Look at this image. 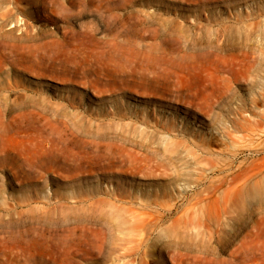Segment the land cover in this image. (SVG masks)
<instances>
[{"label":"rangeland","instance_id":"obj_1","mask_svg":"<svg viewBox=\"0 0 264 264\" xmlns=\"http://www.w3.org/2000/svg\"><path fill=\"white\" fill-rule=\"evenodd\" d=\"M34 2L0 4V264H264V181L227 196L264 0Z\"/></svg>","mask_w":264,"mask_h":264},{"label":"bare ground","instance_id":"obj_2","mask_svg":"<svg viewBox=\"0 0 264 264\" xmlns=\"http://www.w3.org/2000/svg\"><path fill=\"white\" fill-rule=\"evenodd\" d=\"M37 1V0H36ZM34 2V0H0V4L2 3L3 5H9V7H11V9H5L6 10V12H4V13H6V14H9L8 16L10 17V15L12 14H14V13H16V12H18V14L22 11L23 13H24V9L22 8V6H21V4L22 3H25L27 6H33V4L35 3H33ZM5 3V4H4ZM7 3H10V4H7ZM37 3V2H36ZM22 5H24V4H22ZM25 5V6H26ZM25 6H23V7H25ZM29 7V8H30ZM82 7V6H81ZM4 8V7H3ZM27 8V7H26ZM25 8V10L27 11V13H28V10ZM31 9V8H30ZM13 10H15L14 11V13H13ZM80 11L81 12H85V11H82L81 9H80ZM21 12V13H22ZM26 13V12H25ZM26 13V14H27ZM29 13H31V12H29ZM75 13V12H74ZM78 13V15L77 16H79L80 17V15H79V12H77ZM5 14V15H6ZM33 14V13H32ZM76 14V13H75ZM75 14H73V15H75ZM84 14V13H83ZM4 15V16H5ZM23 15V14H22ZM86 15V14H85ZM89 15V14H88ZM7 16V17H8ZM24 16V15H23ZM76 16V15H75ZM90 16V15H89ZM94 15H92V17H93ZM86 17V16H85ZM25 18V17H24ZM29 18H31V17H29ZM69 18H71V17H69ZM75 18V20L77 21V20H80L79 18H76V17H74ZM73 18V19H74ZM27 19V18H26ZM70 20V19H69ZM26 21V20H25ZM73 21V20H72ZM75 21V22H76ZM28 22V21H27ZM31 23V22H30ZM30 23H28V24H30ZM31 26V25H30ZM26 27V26H25ZM28 28V27H27ZM19 29V28H18ZM23 30V29H22ZM28 31H29V29H28ZM27 31V32H28ZM31 32H32V30H30ZM15 32V31H14ZM12 33V32H11ZM10 33V34H11ZM14 34V33H13ZM8 36H9V34H8ZM10 37V36H9ZM262 163H263V161H262ZM261 163V164H262ZM258 165L260 164V163H257ZM256 164V165H257ZM254 168V169H253ZM253 168H250V170L247 168V170L246 169H244V170H240V173L236 176V174H232V176L230 177V182H229V184H230V188H229V191H228V193H227V196L230 198V200H231V198H233V199H235V198H237L238 197V199H241L244 195H250V196H252V194L248 191L250 188H252V187H255V186H257V185H259L260 183H262L263 181H264V163L262 164V165H259V166H257L256 168L255 167H253ZM210 194L208 193L207 195H206V198H207V196H209ZM209 197H211V196H209ZM205 200V199H204ZM241 201H239V203H240ZM179 207V206H178ZM144 215V214H143ZM146 216V215H145ZM145 216L143 217V218H145ZM148 218V217H147ZM147 220V219H146ZM148 223V222H147ZM145 226H143V228H144ZM142 228V229H143Z\"/></svg>","mask_w":264,"mask_h":264}]
</instances>
